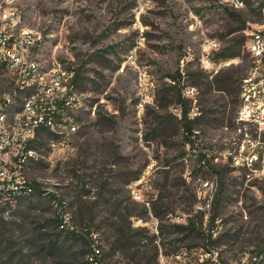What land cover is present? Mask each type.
<instances>
[{
	"label": "rangeland",
	"instance_id": "rangeland-1",
	"mask_svg": "<svg viewBox=\"0 0 264 264\" xmlns=\"http://www.w3.org/2000/svg\"><path fill=\"white\" fill-rule=\"evenodd\" d=\"M243 3L241 8L226 0L11 4L39 35L40 64L71 75L79 109L68 149L49 151L41 136L43 154L23 171L40 196L34 190L20 201L0 195V264H58L47 240L58 229H79L74 215L98 201L102 187L111 202L95 203L94 225H100L97 217L117 211L113 202L120 203L118 210L142 212L131 219L132 234L140 237L132 239V253L149 257L156 250L149 264H208L216 252L228 263L264 245V132L244 118L241 100L244 80L264 75V67L255 71L246 49L251 33L264 29V5ZM184 108L192 135L184 133ZM246 155L256 157L251 167L242 163ZM220 186L219 214L209 223ZM57 214L59 228L52 222ZM189 220L211 233L210 240L223 235L222 244L176 232L175 225ZM105 231L95 234L103 251L114 240L106 241L111 233L101 235ZM192 245L198 248L184 257ZM127 254L115 250L103 263L136 264Z\"/></svg>",
	"mask_w": 264,
	"mask_h": 264
},
{
	"label": "built area",
	"instance_id": "built-area-1",
	"mask_svg": "<svg viewBox=\"0 0 264 264\" xmlns=\"http://www.w3.org/2000/svg\"><path fill=\"white\" fill-rule=\"evenodd\" d=\"M14 1L3 0L5 6L0 5V195L7 197L32 193L23 171L43 154L38 147L41 136H46L49 151L68 149L77 132L73 113L79 109L71 75L58 68H46L37 60L39 35L23 24L19 11L11 6ZM226 1L235 8L244 4V0ZM259 1L264 5V0ZM261 28L246 41L255 71L264 67ZM241 100L244 118L253 120L258 131L264 132V75L257 81L244 80ZM254 162V155L242 159L248 167ZM234 163L239 164L237 159ZM216 256L217 252L208 264L224 262ZM226 264H264V245Z\"/></svg>",
	"mask_w": 264,
	"mask_h": 264
},
{
	"label": "trees",
	"instance_id": "trees-1",
	"mask_svg": "<svg viewBox=\"0 0 264 264\" xmlns=\"http://www.w3.org/2000/svg\"><path fill=\"white\" fill-rule=\"evenodd\" d=\"M174 78V77H173ZM75 82V79L74 81ZM187 110L184 108L181 112V121L183 122V128L185 135H192V129L187 122ZM186 121V122H185ZM29 187L34 190L35 194L40 196L41 191L39 188L29 183ZM222 185V184H220ZM84 188V185L83 187ZM222 187L220 186V189L218 190V193L214 199L213 204V215L209 217V223H212L214 218L217 217L219 214L218 208L219 204L222 199ZM102 191L98 194V201L96 202H103L104 204H110V199H105L106 191H104V187L101 188ZM88 191H85V194ZM104 192V193H103ZM27 194H20L19 196H13L12 198L14 200H19L21 198L26 197ZM96 202H90V205L87 206V209H81L78 211L77 214L74 215V218L79 222V229H67V228H61L58 229V232L54 233L51 238L47 240L46 246L49 253H52L54 255H57L61 261L58 264H104L103 261L110 256L111 252H114L115 250H124L127 254V250L129 251V254H127L131 259L136 258V264H149L150 262H155L157 251L154 250L153 254L151 256H147L146 254L142 256H138L139 251L133 252L132 250L135 247L134 243L132 242V239L139 236L138 233L132 234V231L134 229L131 228V219L132 218H139L142 214V212L138 213L135 209H131L129 207H125L123 210H118L120 207L119 202H113L111 206H114L117 208V211L113 213L112 215H107L105 217H97L99 226L94 225V220L96 218L95 215H93V211L95 208ZM199 216H204L203 212H198ZM153 215L158 218L160 213L153 211ZM101 217V218H100ZM55 227L59 228L60 225H62V217L57 214L54 221ZM105 228L107 231L102 233L101 235L107 234L108 232L111 233V235L106 236L105 239L108 241L110 239V236L114 239L111 243V246L103 251L102 243L100 242V237H96L95 234L99 232L101 228ZM176 232L178 233H185L187 236H193L197 239H207L210 241V244H215L217 246L218 244H222V236H219L216 240H210L211 239V233L199 231V229H196L193 226V223L191 220L188 221L187 225H175ZM239 232H235L231 235V237L237 236ZM63 235V238H61ZM205 237V238H204ZM140 238V237H138ZM109 242V241H108ZM110 243V242H109ZM197 245H192L185 247V250L189 253L185 252L184 257L188 258L190 255H192V250L197 249ZM260 249V248H259ZM95 251H98L97 253ZM184 253V252H183ZM136 255V256H135ZM55 257V256H54ZM6 264V263H5ZM222 264H226L225 262H222Z\"/></svg>",
	"mask_w": 264,
	"mask_h": 264
}]
</instances>
